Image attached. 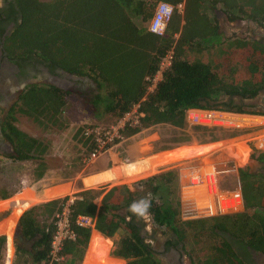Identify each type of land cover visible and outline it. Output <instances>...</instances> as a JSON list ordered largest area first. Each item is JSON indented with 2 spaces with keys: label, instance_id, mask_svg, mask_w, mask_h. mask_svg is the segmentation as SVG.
<instances>
[{
  "label": "trees",
  "instance_id": "16d2710c",
  "mask_svg": "<svg viewBox=\"0 0 264 264\" xmlns=\"http://www.w3.org/2000/svg\"><path fill=\"white\" fill-rule=\"evenodd\" d=\"M158 1L161 0H12L16 20L3 42V51L11 58L34 57L52 68L87 78L93 87L84 105L96 119L107 114L116 124L138 105L136 116L124 121L109 140L101 136L95 124L76 129L74 139L82 147V164L100 149H108L122 138L156 124L187 128L188 108L251 112L243 108L244 101L256 98L264 90V42L252 37H226L219 20L223 15L229 22L251 19L264 26V0H162L173 5L184 2L183 12L174 10L163 36L135 21L138 18L147 23ZM171 46L172 64L153 91L148 92V78L154 76L160 58ZM205 53L213 56L204 60L200 55ZM71 95V91L52 84L27 85L1 124V132L12 147L6 157L33 162L35 177L41 178L50 143L20 129L17 115L29 117L43 129L64 127L63 112ZM191 130L201 135L200 143L234 135L200 126ZM237 147L239 164H247L249 149L243 142ZM252 158L264 163V151L254 153ZM120 169L95 176L87 183L118 180ZM238 176L243 211L188 222L178 218L173 170L133 182L135 190L121 184L108 190L101 186L53 198L67 188L45 189L44 195L53 199L33 206L22 202L14 207L18 209L14 222L22 213L21 236L31 244L26 250L15 243L14 256H22L21 264H44L56 229L55 215L67 205L75 238L64 243V264H81L90 242V227L75 222L79 215L95 217V230L105 237L118 233L111 256L125 259L126 264H162L153 245L141 234L144 224L135 201L143 199V211L151 218L153 232L163 229L176 238L175 243L186 240L189 232L194 233L195 241L201 234L211 239L207 250L201 252L199 259H191L190 264H248L243 254L246 250L264 254V174L255 175L245 168L239 170ZM9 196L10 192L2 191L0 199ZM99 233L92 237L86 263L123 264L108 258L109 244ZM12 238L13 235L7 236L9 256ZM5 243V237H0V258Z\"/></svg>",
  "mask_w": 264,
  "mask_h": 264
},
{
  "label": "rangeland",
  "instance_id": "374dc122",
  "mask_svg": "<svg viewBox=\"0 0 264 264\" xmlns=\"http://www.w3.org/2000/svg\"><path fill=\"white\" fill-rule=\"evenodd\" d=\"M219 20L221 25L220 30H222L226 37L240 35V32L230 35L228 30L224 29V24L229 25L225 16L220 15ZM135 21L138 24H144L147 27L148 22L147 24L142 23L138 18H135ZM240 25L243 26V24L237 23L235 27L239 28L241 27ZM215 51L216 50H213L212 53L214 54ZM208 55L209 54L205 53L200 56L204 60H209L210 57H208ZM60 79H62V81L64 80V78ZM86 84L87 86L89 85L88 80H86ZM90 89L78 92L76 91V88H73L70 101L63 112L64 127L43 129L29 117L20 114L17 115L16 125L20 129L33 136L45 139L50 143V147L45 156L47 160V167L45 168L44 175L41 178L35 177L36 165L33 162L13 161L6 157V155L10 153V148H7L6 152H2V154L0 153V195L2 194V191L10 192V196L8 198L0 199V211H9V214L0 220V237L4 236L5 240H7L8 235L11 236L14 234L16 226V221L14 222V220L18 212L17 208H13L15 207L14 204L24 201L30 203L31 201L33 203L30 206H33L53 198L72 195L74 192L88 188L82 182L83 177L97 171H103L110 167L112 168V166L114 167L117 162L120 163L144 159L148 155H153L165 150H172L183 144H191L193 142L200 143V141H202L201 135H198L195 132L193 133L191 128L182 129L169 124H156L142 130L140 134L133 138H122L117 144L111 146L110 148L104 150L100 149L95 155L91 156L89 160L82 164L79 161V154L82 147L81 145H77L76 140L74 139V133L79 126L95 124L97 125V130L102 132L101 136H106L109 140L112 136L116 135L117 128L121 126L124 121L130 120L136 116V111L132 110L116 124L107 114H104L99 119L94 118L92 113H90L84 105L85 101L89 99V95L91 93ZM104 144V142L101 143L102 146ZM115 159H119V161L116 162ZM127 159L129 160L127 161ZM257 165L256 160L252 159L247 164V167L250 171H254L258 167ZM162 169H164L163 166L151 174L137 177L129 181L135 182L139 179H144L152 174L162 171ZM123 180L125 179H121L119 182ZM108 183L100 185H106ZM100 185L97 186L100 188ZM232 185L233 184L231 182V184L225 185L224 189L226 190L228 188H232ZM55 187H64L67 189L65 193L50 199L36 198L34 196V194L39 195L43 189ZM130 189L135 190L133 187ZM148 197L150 196H147V198ZM3 201L6 202L2 203ZM40 211L43 210L40 209ZM20 215L17 216V219ZM151 234H155V240H152V245L154 246L158 257L163 258L162 261L164 263L167 259L169 260L167 264L174 263L173 260H175V258L172 261L171 259L176 257V255H174L171 250H163L160 246L164 238L170 237V234H168V232H164L163 229L156 230L155 232L152 231ZM193 234L194 233L192 232L187 233L186 240L179 242V247L185 256L183 264H190L191 259H199L202 255L201 252H205L211 242V239L204 234L197 237L198 240L195 241L196 239L193 237ZM13 243L15 247L16 242ZM88 245L90 246L89 243ZM30 246V243L27 244V246H25L26 250H29ZM89 246L85 255L89 252ZM21 257L14 256L11 262H8V259L5 260V246L3 245L0 264H21Z\"/></svg>",
  "mask_w": 264,
  "mask_h": 264
},
{
  "label": "built area",
  "instance_id": "2783aa9c",
  "mask_svg": "<svg viewBox=\"0 0 264 264\" xmlns=\"http://www.w3.org/2000/svg\"><path fill=\"white\" fill-rule=\"evenodd\" d=\"M183 9L184 2L173 5L162 0L158 1L152 17L148 21L147 29L153 34L163 36L166 33L174 10L182 13ZM173 56L174 46H171L160 58L158 69L154 76L148 78L150 82L147 86L148 92L153 91L157 82L162 79L164 71L172 64ZM137 107L138 105H135L133 110L136 111ZM250 115H252L250 112L192 107L185 110V121L188 129L193 126H200L214 132L234 133L233 136L236 137L240 130L244 131L246 129L264 126V122L259 121V116H264L263 114H256L258 119L251 118ZM244 117H247V122L243 121ZM242 142L249 149L247 155L251 152H263L264 131L251 136L249 135L239 141V143ZM233 145L236 148L235 143ZM229 146V144L224 145V147ZM215 153H217V150L213 152V154ZM188 161L190 159H182L167 164L173 165L172 168L177 171L178 218L180 221L188 222L198 219H212L244 210L241 183L238 176L239 170L244 165L239 164L235 158H223L215 162L212 161V163L201 161L200 163H193L190 166H182V163H188ZM231 182L233 187L225 190L224 186L231 184ZM229 208L233 209L230 211ZM55 218L56 229L52 234L48 257L44 264H64V243L75 238V232L71 228L69 208L67 205L55 215ZM75 222L79 226L90 227L91 231L95 230V217L79 215ZM13 242L14 239L12 238L10 259L8 240L5 243V260L9 259L10 262L15 251ZM108 256L111 258L110 250L108 251Z\"/></svg>",
  "mask_w": 264,
  "mask_h": 264
},
{
  "label": "flooded vegetation",
  "instance_id": "af4514ba",
  "mask_svg": "<svg viewBox=\"0 0 264 264\" xmlns=\"http://www.w3.org/2000/svg\"><path fill=\"white\" fill-rule=\"evenodd\" d=\"M0 12V32L3 30L0 34V153L2 154V152H6L7 148H10L11 153L12 147L1 132V124L7 112L12 108L13 104L18 99L21 91L27 85L32 83L51 84V81H54L55 83H58L62 89L72 92L73 88H76V91L81 92L89 90L90 87L93 86V83L89 82V80L85 77L75 76L65 72L63 69L52 68L45 65L44 63L36 60L34 57H27L26 59L11 58L6 51H3V42L5 37L13 28L16 20L12 0H0ZM252 21L254 20H236V23H241L244 26L246 25L244 31L242 30L244 34L240 33V35L237 36H253L252 38L262 39L264 42V36L259 37L255 34ZM258 25V29L264 32V26L260 23H258ZM60 78H64V80L62 81ZM86 80H88V86L86 84ZM243 108L249 111L264 112V90L256 98L244 101ZM246 162H249L248 159ZM256 163L258 164V167L252 171V173L255 175L264 174V163L259 161ZM168 240L171 241L170 244H167ZM17 241L22 244L23 247L29 244L24 241L22 236H19ZM160 246L163 250H171V252L176 255V257L171 259L172 261L175 258V260H173L174 263L171 264H183L185 256L179 247V243H175L171 234L170 237L164 238ZM246 251L243 254L247 258L248 264H264L263 253L255 252L251 249Z\"/></svg>",
  "mask_w": 264,
  "mask_h": 264
},
{
  "label": "crops",
  "instance_id": "0c3cea01",
  "mask_svg": "<svg viewBox=\"0 0 264 264\" xmlns=\"http://www.w3.org/2000/svg\"><path fill=\"white\" fill-rule=\"evenodd\" d=\"M236 24H237L236 21L229 22V25L224 24V29L228 30L230 35L231 34H236L237 32H240L241 34L242 33L244 34V32H242V30L244 31L246 25L245 26L243 25L244 28L241 25H240L241 27H239V28L237 27L236 28L235 27ZM235 36H237V35H235ZM250 113H252V115H250V117L251 118H255V119H258V117H256L257 116L256 114H263L264 115V112L251 111ZM259 119H260L259 120L260 122H264V116H259ZM243 121L247 122L248 121L247 117H244ZM257 124H259V123H257ZM263 131H264V126H260L259 128L246 129L244 131L240 130L239 134H241V135L238 134L236 137L235 136H232V137L225 136V138L222 137V138H219L217 140L208 141V142H205V143L193 142L191 144H183V145H180V146L176 147L175 149L161 151V152L155 153L153 155H148L144 159H137L135 161H128L129 159H127L128 162H120V163H118L117 161H119V159H115L117 164L114 167L112 166V168L110 167V168H108L106 170L97 171V172H95L93 174L86 175L85 177L82 178V182H83V184L85 186L88 187L87 189H99V186H97V185L108 183V182H109L108 184L100 185V187L104 186L108 190V189H110L113 186L126 184L129 188H132V184H133L132 181H129V180H123L121 182H119V181L121 179H127L129 177H132L133 175H137V174H139L141 172H145V171H149V170H157V169H159V168H161L163 166L164 169H162V171H164V170H173V171H175L176 183H177V200H178V176H177V171H176V169L172 168L173 165H167L168 163L177 162V161L182 160V159H190V161H188V163L187 162L186 163H182V166H190L193 163H198V162L200 163L201 161H205V163H212V161L215 162V161H218V159H223V158H231V159L235 158L238 161V157L236 155V149L234 148L233 144L235 143V146H236V144L239 143L240 140L246 138L247 136H249V135L251 136V135H254L255 133H259V132H263ZM140 133H141V131L139 133L131 136L130 138H133V137L137 136ZM224 133L227 134V132H224ZM227 144H229L230 146L229 147H224V145H227ZM216 150H217V153L213 154V152L216 151ZM253 154H254L253 152L249 153V155H250L249 158H248L249 162H250V160L253 159L252 158ZM96 159H98V158H96ZM256 162H257V160H256ZM247 164H245L242 169H245V168L248 169ZM125 166L127 168H129L131 171L129 172L125 168ZM117 168H121L119 173H118V175H119V179L118 180H115V179L114 180H107V179H105V180H103L101 182L95 183L97 185L87 183L88 179H92L95 176H98V175L103 174V173L108 172V171H118ZM248 171L252 173V171H250L249 169H248ZM92 185H94V186H92ZM44 191H45V189H43L39 195H35L34 194V196L36 198L50 199L49 197H46L44 195ZM100 197L97 198V200H96L97 204H99V202H100ZM5 202L6 201H3L2 203H5ZM143 202H144L143 199H137L135 201V206H136L137 210L141 211V216L140 217H141V221L144 224V227H143V229L141 231V234L146 239L147 242H150L152 244V240H155V234H151V232H152V222H151V218H150L149 214L147 212L143 211ZM15 203H17V202H15ZM19 203H22V202H18V204H14V206L15 207H16V205L18 206ZM24 203L26 205H30L33 202L30 201V203H29L27 201H24ZM94 233H99V232L97 230L91 231V235L92 236L90 235V238L93 237ZM168 234H170V233H168ZM100 235L107 239V242L109 244L108 251L111 250L112 247H113V239L114 238L116 239L118 237V233L116 234L117 237L115 235L112 238L105 237L102 234H100ZM171 237L174 240L176 239L173 235H171ZM90 238H89V240H91ZM88 243L91 245L90 242H88ZM88 246L89 245H87L86 249H88ZM153 248H154V246H153ZM86 251H85V253H86ZM155 252H156V250H155ZM85 253H84V256H85ZM84 256H83L81 264H84ZM157 256H158V254H157ZM111 258H114V259H116L118 261H121L123 264H126V260L125 259H122V258H119V257H114V256H111ZM162 259L163 258H160V260H161V262L163 264L164 262L162 261ZM165 260H166V258H165ZM168 262H169V260L167 259L164 264H167Z\"/></svg>",
  "mask_w": 264,
  "mask_h": 264
},
{
  "label": "water",
  "instance_id": "95a60500",
  "mask_svg": "<svg viewBox=\"0 0 264 264\" xmlns=\"http://www.w3.org/2000/svg\"><path fill=\"white\" fill-rule=\"evenodd\" d=\"M252 24L254 26L255 34L256 35H259V36H264V32L258 29V27H259L258 23L256 21H252ZM51 84H54V85H56V86H58V87L61 88V86L58 85V83H55L54 81H51ZM8 214H9V211H0V220L2 218H4L5 216H7ZM19 236L21 237V226L19 224V218H18L16 220V226H15V230H14V234H13V239L16 242V244L19 243L17 241Z\"/></svg>",
  "mask_w": 264,
  "mask_h": 264
},
{
  "label": "bare ground",
  "instance_id": "6f19581e",
  "mask_svg": "<svg viewBox=\"0 0 264 264\" xmlns=\"http://www.w3.org/2000/svg\"><path fill=\"white\" fill-rule=\"evenodd\" d=\"M87 255H88V252H87V254L84 256V264H91V263H86ZM9 259H10V256H9ZM9 259H8V262H10ZM109 259H111V258L109 257ZM115 260H116V259H115Z\"/></svg>",
  "mask_w": 264,
  "mask_h": 264
}]
</instances>
